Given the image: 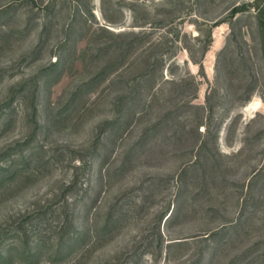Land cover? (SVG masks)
I'll return each mask as SVG.
<instances>
[{"label":"rangeland","instance_id":"1","mask_svg":"<svg viewBox=\"0 0 264 264\" xmlns=\"http://www.w3.org/2000/svg\"><path fill=\"white\" fill-rule=\"evenodd\" d=\"M0 264H264V0H0Z\"/></svg>","mask_w":264,"mask_h":264}]
</instances>
